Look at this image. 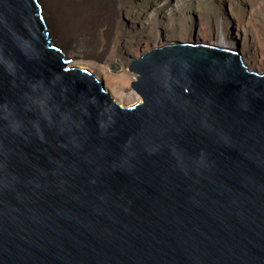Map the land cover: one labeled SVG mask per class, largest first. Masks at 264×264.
Returning a JSON list of instances; mask_svg holds the SVG:
<instances>
[{"label": "water", "instance_id": "obj_1", "mask_svg": "<svg viewBox=\"0 0 264 264\" xmlns=\"http://www.w3.org/2000/svg\"><path fill=\"white\" fill-rule=\"evenodd\" d=\"M39 0H0V264H264V77L158 56L125 116Z\"/></svg>", "mask_w": 264, "mask_h": 264}, {"label": "bare ground", "instance_id": "obj_2", "mask_svg": "<svg viewBox=\"0 0 264 264\" xmlns=\"http://www.w3.org/2000/svg\"><path fill=\"white\" fill-rule=\"evenodd\" d=\"M225 1L229 16L234 18L233 3L230 0ZM39 2L52 39L70 54L71 63L86 68L95 78L101 80L104 89L113 99L124 102V100L133 97L134 94L125 91V86L129 82L127 71L123 70L120 75L114 77L108 74L109 67L116 63L114 51L111 48L116 0H39ZM244 27L249 31H245V34L244 32H236L233 36L230 34L228 36L225 30H218V26L211 36H208L204 30L203 37L197 40L201 43L166 44L145 52L140 58L131 62L129 67L135 71L146 62L164 54L203 51L218 57H229L237 60L246 75L244 81L249 82L263 78L264 71L259 73L247 68V65L250 66L254 63L264 66V52L256 59L250 44L245 42L256 39L258 34L256 26L250 21H246ZM151 31L152 28L150 33ZM238 38H241V46ZM153 41L154 45L158 46V42L155 39ZM137 53V48L130 50L129 58H133ZM91 58L97 60L92 61ZM131 87L135 92L143 90L141 78L136 77L135 81L131 83ZM140 98V101L130 106H122L118 102L125 116L147 110L143 97Z\"/></svg>", "mask_w": 264, "mask_h": 264}, {"label": "rangeland", "instance_id": "obj_3", "mask_svg": "<svg viewBox=\"0 0 264 264\" xmlns=\"http://www.w3.org/2000/svg\"><path fill=\"white\" fill-rule=\"evenodd\" d=\"M230 1L234 7V18L229 16L225 0H116L111 42L116 63L109 67L108 74L114 77L120 75L123 70L133 72L129 67L131 62L145 52L166 44L201 43L197 40L203 37L204 30L211 36L216 26L218 30H225L228 36H233L236 32L245 34L248 30L244 27L246 21L253 23L258 32L255 40L245 41L250 44L254 56L258 59L264 52V0ZM154 39L158 46L154 45ZM238 41L241 46V38H238ZM134 48H137L138 53L130 59L128 54ZM65 54L71 59L68 52L65 51ZM70 65L83 68L72 63ZM247 68L259 73L264 71V66L256 63L247 65ZM128 76L129 82L125 91L134 96L124 102L114 98L122 106H130L141 100L131 87L136 77Z\"/></svg>", "mask_w": 264, "mask_h": 264}]
</instances>
